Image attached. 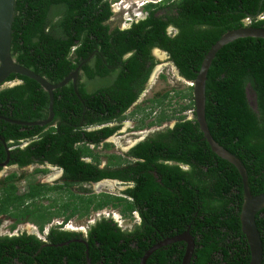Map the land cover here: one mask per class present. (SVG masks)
<instances>
[{"label": "trees", "instance_id": "trees-1", "mask_svg": "<svg viewBox=\"0 0 264 264\" xmlns=\"http://www.w3.org/2000/svg\"><path fill=\"white\" fill-rule=\"evenodd\" d=\"M113 2L17 0L12 55L18 64L59 84L81 60L98 53L93 68L89 63L83 67L85 77H80L77 90L71 81L54 92L52 124L0 125L5 142L38 137L15 151L21 168L48 162L65 172L69 187L33 184L20 197L19 177L14 173L5 179L8 187L0 194V216L10 215L17 225L30 221L43 231L57 218L67 223L75 216L83 219L110 207L126 217L139 211L143 222L133 231H122L106 219L92 228L88 240L91 264H141L153 246L186 231L196 244L192 264H249L251 254L241 223L245 197L239 170L212 151L195 113L188 120L186 115H168L163 109L167 101L171 104L178 99V103L188 100L180 106V113L195 111L194 88L151 101L138 129L177 124L137 145L128 155L132 161L123 163L121 157L111 156L110 166L116 169L101 168V156L95 150L111 149L106 141L117 128L104 125L120 120L137 100L150 73L147 67L153 64L152 49L168 53L181 77L195 82L206 55L225 34L247 27L248 19L250 27L264 29V0H164L147 5L148 16L132 28L111 31L108 22L114 16ZM170 27L178 33L169 34ZM127 54L132 56L124 60ZM84 79L99 88L88 91ZM15 80L21 84L0 92V115L9 116L8 108L13 106L12 120H46L49 94L32 79L11 75L8 82ZM249 90L255 95L253 105ZM205 95L206 121L213 139L242 162L253 196L264 194V39H238L224 46L208 71ZM157 108L161 112L146 125ZM103 180L134 186L120 197L70 192L72 186ZM256 219L263 232L264 209ZM58 229L51 230L48 246L27 234L0 239V264H87L84 244L74 241L60 246L78 239L77 234ZM184 254V244L176 243L156 251L146 264H181Z\"/></svg>", "mask_w": 264, "mask_h": 264}, {"label": "flooded vegetation", "instance_id": "flooded-vegetation-1", "mask_svg": "<svg viewBox=\"0 0 264 264\" xmlns=\"http://www.w3.org/2000/svg\"><path fill=\"white\" fill-rule=\"evenodd\" d=\"M113 12H114V10H113ZM148 15H147V13H146V17H147ZM134 21L133 22H131V24L127 27V28H121V27H116V28H112L111 27V31H113V30H115V29H120V30H128V29H130V28H132V26L134 25V24H136V23H138V22H140V21H136L135 19H133ZM110 22V21H109ZM251 22L249 21V19L246 21V25H247V27H249V24H250ZM169 34H172V35H175V34H177L178 33V29H176L175 27H170L169 28ZM155 51H158V53H159V55H161V54H164V55H167L168 56V58H169V61H170V63L175 67V69H176V71L178 70V68L174 65V63L171 61V58H170V56H169V54L168 53H166L165 51H163V50H161V49H159V48H154V49H152V58H153V64H151V65H148V69H150V73H149V76H148V79H147V81H146V83H145V85L143 86V89H142V91H141V93L138 95V98H137V100L135 101V103L121 116L122 118L120 119V120H118V121H115V122H112V123H110V124H107V125H104V126H107V127H110V128H112V129H115V128H117V130L115 131V133H114V135L112 136V137H110L107 141H106V143H108V144H110V142H111V140H113L114 139V136L120 131V129H121V127L120 126H112V124H114V123H122L125 119H127V118H132V117H135V115L137 116L138 114H135L134 116H133V114L134 113H136V112H138V106H139V102H140V99H141V97L145 94V92L147 91V89H148V84H149V81H150V79H151V76H152V74H153V72H154V70H155V68L158 66V60L157 59H159V58H157V57H159L158 56V54L156 53L155 54ZM98 52L97 51H95L87 60H85V61H82L81 60V62L79 63V65H78V67H77V69L74 71V72H76V71H78V73H79V79H80V77H85V70L83 69V67L84 66H86V64L87 63H89V66L90 67H94L95 66V61H94V57H95V55L97 54ZM132 56V54H127V55H125L124 57H123V59L124 60H128L130 57ZM120 67V65L119 66H117L116 68H119ZM151 67V68H150ZM112 71H114V73H115V71L117 70V69H111ZM179 71V70H178ZM73 72V73H74ZM179 76L181 77V74H180V71H179ZM182 78V77H181ZM79 79H78V81H79ZM183 79V78H182ZM186 81V80H185ZM84 82H86L87 83V85H88V91H90V92H95V90L96 89H98V88H95L94 87V84L93 83H91V82H88L86 79H84ZM102 82V81H101ZM188 82V81H187ZM19 81H17V80H15V81H12V82H8V80H7V82H6V84L3 86V87H0V92H2V91H4V90H6V89H10V88H13V87H16V86H18L19 85ZM78 83V82H77ZM142 86V85H141ZM74 88H75V90H77V85H76V87L74 86ZM249 92H250V90H249ZM254 101H255V95H254ZM255 103V102H254ZM252 105H253V102L251 103ZM2 110L4 111V113H7L6 112V108H3L2 107ZM8 110H9V113H8V115L9 116H7V115H0V125L1 124H5V123H11V124H14V125H17L16 124V122H21V121H16V120H12L11 119V116L13 115V113H14V107L13 106H10L9 108H8ZM149 110H150V108H149ZM157 113H158V111H157V109H156V111H155V113L154 114H156V117H157ZM153 114V115H154ZM152 115V117H154ZM186 116H187V114H186ZM151 117V118H152ZM156 117H154V120L156 119ZM123 118H125L124 120H123ZM149 119V118H148ZM9 121H12V122H9ZM166 123H168V122H166ZM177 124V123H176ZM175 124V125H176ZM104 126H102V127H104ZM163 126V125H162ZM161 126V127H162ZM1 127V126H0ZM102 127H97V129H99V128H102ZM138 127V126H137ZM168 127V126H167ZM147 128H154V127H148L147 126ZM146 128V129H147ZM174 128V127H173ZM138 129V128H137ZM168 128H164V129H162L163 131H166ZM140 130H144V129H140ZM162 130H158V131H162ZM137 132V131H136ZM157 134V133H156ZM143 135H145V133H141L140 135H135L134 134V136H143ZM38 137H35V138H33V139H30V140H23V141H19L18 143H16L15 141H9V142H5V140L4 139H2L1 137H0V181H1V179L3 180L2 182V184H1V189H0V194H1V192L2 193H4L3 191H4V189L5 188H7L8 186V183H6L5 182V179L7 178V177H9L10 175H12V174H7V171H9V170H14V169H18V170H26V169H29V168H32V167H36L35 169H34V171H33V173H34V175L36 176V175H42V176H47V175H49V174H51V171H55V173H54V176H53V180H51L50 182H47V183H44V182H38V183H40V184H43V185H48V186H64L65 188H64V190L65 189H67V188H69L68 186H66V184H67V179L65 178V172L61 169V168H59V167H56V166H53L52 164H50V163H48V162H45V163H35V164H29V165H27L26 167H20L16 162H17V158H15L13 155H14V153H15V151L16 150H18V149H24V148H26L27 146H29L30 144H32L34 141H35V139H37ZM148 139V138H147ZM146 139V140H147ZM146 140H142V141H140V142H137L136 144H134L131 148H129L127 151H123L124 153L123 154H121V155H106L105 157L107 158V162H106V164H104L103 165V161L101 160V168H109V169H116L115 168V166H113V165H111L110 166V158L109 157H111V156H118V157H121L122 158V162L123 163H125V161H127V160H129V161H132V158L131 157H129L128 155H129V153L137 146V145H139L141 142H143V141H146ZM112 145V144H111ZM100 148H102V147H100ZM112 148V147H111ZM93 149H94V147H93ZM99 149V148H98ZM105 150V152H107V151H110L111 149H104ZM87 160V162H92L93 161V159H90V158H87L86 159ZM114 162H117V160H114ZM123 166L124 167H126V164L124 165L123 164ZM37 170H41L39 173H36V171ZM14 174V173H13ZM17 174V173H16ZM19 177V176H18ZM54 181V182H53ZM114 182L115 184H112L111 182ZM33 184H27L26 185V190L23 192V193H21L20 192V189H19V186H18V189H19V191H18V195L20 196V197H23V196H26L29 192H30V190H31V186H32ZM103 186H106V187H108V188H116L117 190H118V195H115V194H111V193H109V192H107V193H101V194H108V195H113V196H117V197H120V196H123V193L124 192H126L127 190H129L130 188H133V184L132 183H125V182H121V181H119V180H103V181H101V182H99V183H90V184H83V185H75V186H72V187H70V188H73V187H78V188H80V190H81V193L80 194H86L87 196H90V195H96L94 192L96 191V189H100V188H102ZM115 186V187H114ZM119 186H121V187H124V189H121V188H119ZM90 188L91 190H88L87 188ZM101 194H98V195H101ZM0 197H1V195H0ZM29 201V200H28ZM61 201V200H60ZM30 202V201H29ZM28 202V203H29ZM47 203V202H46ZM0 205H1V203H0ZM11 211H12V208H11ZM93 214H95V216H88V217H85L87 220V222H88V225H87V227L85 228V230H83V229H80L79 230V232L78 231H74L71 227H73V226H71L73 223H74V220H77V219H79V216H75L73 219H71L69 222H67V226L66 225H64V226H62L61 227V229H58V230H60V231H65V232H70V233H76L77 234V236L79 237L78 239H73V240H71V241H69V242H67V243H69V244H71V243H73L74 241H78V242H80V243H82V244H84L86 247H87V250H86V254H87V264H88V259H89V245H88V240H89V234H90V232H91V230H92V228L94 227V226H96L97 225V223L98 222H101L102 220H104V219H106V220H108V221H112V222H114V224L116 225V226H118V228H120L122 231H133L134 229H135V227L136 226H139L142 222H143V220H142V218H141V214H140V212L139 211H135V212H133V214H132V216L131 217H126L124 214H122L119 210H116V209H112V207H110V208H106V209H104V210H101V211H97V212H93ZM58 219V218H57ZM84 219V218H83ZM62 220H64L65 221V219L64 218H60L58 221H62ZM79 220H82V219H79ZM120 220H122L123 222L124 221H126L127 222V224L125 223V225H123L122 223H120V222H118V221H120ZM8 222V225H6L5 226V229H8V232H6V233H3V232H1V227L3 226V224L4 223H7ZM56 222V219H54L53 220V224L51 223V224H49L48 226L50 227V226H53L52 228H45L43 231H41L42 233V235H44V237L42 238L41 236H39V234H36L37 233V231L38 230H40V228H39V226L38 225H36V224H34V223H32V222H30V221H27V222H22V223H20V224H16V219L15 218H13V217H11L10 215H2V216H0V239H7V238H14V237H19V236H21V235H23V234H27V235H33V236H36L39 240H41L42 242H43V244L45 245V246H48V245H50L49 244V239H48V237H49V235H50V233H51V230L54 228V227H56V226H54V223ZM29 224H33V225H31L33 228H31L32 230V232L34 233V234H30L28 231H27V229L25 228L26 226H29ZM14 226H16V227H14ZM10 227V228H9ZM37 229H36V228ZM186 232H189V234H190V231H186ZM186 232H184V233H181V234H179V235H177V236H175V237H178V236H181V235H183V234H185ZM259 233H260V236H261V239H262V242H263V251H264V231L262 232V231H259ZM39 237H38V236ZM191 235V234H190ZM192 236V235H191ZM175 237H173V238H175ZM193 237V236H192ZM173 238H169V239H173ZM165 240H168V239H165ZM165 240H162L161 242H159L158 244H160V243H162V242H164ZM194 241H195V239H194ZM177 243H183L184 244V249H185V253H186V247H187V245H186V243H184V242H177ZM65 244V243H64ZM174 244H176V243H174ZM157 245V244H156ZM155 245V246H156ZM171 245H173V244H171ZM61 246V245H60ZM168 246H170V245H167V246H164V247H168ZM154 247V246H153ZM152 247V248H153ZM164 247H162V248H164ZM151 248V249H152ZM162 248H160V249H162ZM181 248H183V247H181ZM249 248V247H248ZM150 249V250H151ZM159 249V250H160ZM250 250V249H249ZM158 251V250H157ZM155 253V252H154ZM153 253V254H154ZM152 254V255H153ZM195 254V253H194ZM250 254H251V252H250ZM151 255V256H152ZM150 256V257H151ZM184 256H185V254H184ZM194 257V256H193ZM184 259V258H183ZM90 260V259H89ZM183 261V260H182ZM192 262H193V259H192V261H191V263L190 264H192ZM196 262V261H195ZM90 263H91V260H90ZM181 264H182V262H181ZM262 264H264V255H263V262H262Z\"/></svg>", "mask_w": 264, "mask_h": 264}, {"label": "water", "instance_id": "water-1", "mask_svg": "<svg viewBox=\"0 0 264 264\" xmlns=\"http://www.w3.org/2000/svg\"><path fill=\"white\" fill-rule=\"evenodd\" d=\"M151 3H159L162 0H147ZM16 2L17 0H0V87H3L11 75H21L29 79L34 80L42 86V88L49 94L50 105H49V116L44 121L39 122H16L17 125L23 127H45L53 123L54 114V92L61 89L73 81L76 87L79 73L78 71L70 74L59 84H52L45 77L36 74L34 71L27 69L26 67L18 64L12 55V40H13V24L16 14ZM244 38H258L264 39V29L245 27L239 30L231 31L225 34L210 50L206 55L201 70L198 73V77L193 83L194 85V101H195V115L197 122L204 134V139L210 144L212 151L224 160L229 161L237 167L239 170L244 185V205L242 208L241 221L242 231L245 234L249 249L251 252V261L249 264H262L263 262V242L257 227V215L264 209V194L253 196L249 182L248 175L242 162L224 147L219 145L213 139L209 126L206 121L205 114V102H206V82L208 71L211 67L213 60L217 53L226 45L234 42L238 39ZM179 74V71L177 70ZM21 83H19L20 85ZM12 122V121H9ZM111 182V181H110ZM115 184L114 182H111ZM177 242L186 243V253L182 264H190L194 253L196 244L194 238L186 232L185 234L175 237L173 239L165 240L164 242L157 244L151 250H149L141 260V264H146L150 256L159 250L160 248L171 245ZM69 243L62 244L61 246L68 245ZM88 264L90 260L88 259Z\"/></svg>", "mask_w": 264, "mask_h": 264}, {"label": "rangeland", "instance_id": "rangeland-1", "mask_svg": "<svg viewBox=\"0 0 264 264\" xmlns=\"http://www.w3.org/2000/svg\"><path fill=\"white\" fill-rule=\"evenodd\" d=\"M144 0H114L113 2V10H114V16L108 22V25L112 28L116 27H121V28H127L131 22H133L135 19L136 21L139 20L140 17L145 18L146 17V11L144 8H141L142 4H144ZM143 14V15H142ZM158 54L159 59L158 60V66L155 68L151 79L148 84V89L145 92V94L141 97L139 106H138V115L132 118H127L125 119L122 123H114L112 126H120L121 129L120 131L114 136V139L111 140L110 144H112V148L110 151L105 152L103 148H99L95 150V153L100 154V159L103 161V165L106 164L107 158L105 157L106 155H121L124 152L127 151L129 148H131L134 144L137 142H140L142 140H146L147 138H150L152 135L158 133V132H163L162 129L164 128H173L177 121L173 122H168L165 123L162 127H154V128H147L145 127L144 130L137 129L138 124L141 122V120L144 118L145 112H149V108L151 106V101L155 99H162L163 96L166 93H170L171 97H174L177 95V93L182 92L183 94H186L188 89L192 87V83H189L182 79L179 74L177 73L175 67L170 63L169 58L167 55L161 54L159 55L158 51H155V54ZM249 98L253 104L254 102V94L250 91L249 92ZM188 104V100H182L178 103V99H173L171 104L167 101L166 105H164L163 109L168 115H172L174 113H179L177 116H186L188 120L194 119V111L189 110L186 113L181 112L180 113V106H185ZM146 110V111H144ZM158 113L161 112V108H157ZM156 117V114L153 115ZM154 117L149 118L146 120V125L150 124L151 122L154 121ZM168 126V127H167ZM147 128V129H146ZM162 130V131H158ZM137 131V132H136ZM141 133H145L143 136H134L135 135H140ZM93 148V147H92ZM36 167H32L29 169L24 170H9L7 171V174H13L17 173L19 176V179L17 181V185L19 186L20 192L23 193L26 189L27 184H38V182H50L53 180V176L55 171H51V174L45 176L42 175H34L33 171ZM3 180L1 179L0 181V189H1V184ZM54 182V181H53ZM115 187V186H114ZM119 188L124 189V187L119 186ZM88 190H91L89 187L87 188ZM70 192L73 194H80L81 190L78 187H73L70 188ZM111 193L118 195V190L116 188H108L106 186H103L100 189H96L94 192L96 195L101 194V193ZM48 205L49 203H45ZM91 216H95V214H91ZM87 219L84 218L82 220H74V223L72 225L76 226L77 228H82L85 230V228L88 225V222L86 221ZM126 224L127 222L124 221ZM123 221V225H125ZM55 222L54 224H56ZM53 224V223H52ZM8 225L7 223H4L3 226L1 227V232L6 233L8 232V229H5V226ZM29 224V226H26L25 228L30 234H34L31 230L33 228ZM56 226V225H55ZM10 228V227H9ZM56 228V227H55ZM39 234V233H38ZM38 236V235H37ZM42 238L44 235L39 234ZM38 236V237H39Z\"/></svg>", "mask_w": 264, "mask_h": 264}, {"label": "clouds", "instance_id": "clouds-1", "mask_svg": "<svg viewBox=\"0 0 264 264\" xmlns=\"http://www.w3.org/2000/svg\"><path fill=\"white\" fill-rule=\"evenodd\" d=\"M145 1V3L144 4H142V6H141V8H145L147 5H149V4H159V3H161L162 1H164V0H162L161 2H159V3H151L150 1H147V0H144ZM147 13V12H146ZM143 15V14H142ZM143 17V16H142ZM142 17H140L139 18V20L138 21H141V20H144V19H146V17L145 18H142ZM189 83H194V82H189ZM191 88H194V85H192V87ZM194 113H195V111H194ZM59 219H57L56 220V224H54V226L56 225V226H60V227H62V226H64V225H66L67 226V223H65V221L64 220H62V221H58ZM122 220H120V221H118V222H121ZM256 221H257V219H256ZM241 223H242V221H241ZM71 226H73V227H71L74 231H78L79 232V230L80 229H82V228H77L76 226H74V225H71ZM53 226H48L47 228H52ZM68 227V226H67ZM258 227V226H257ZM36 228V227H35ZM37 229V228H36ZM41 234L42 232L40 231V230H38L37 231V233L36 234Z\"/></svg>", "mask_w": 264, "mask_h": 264}]
</instances>
